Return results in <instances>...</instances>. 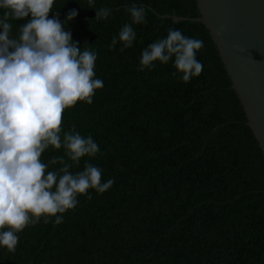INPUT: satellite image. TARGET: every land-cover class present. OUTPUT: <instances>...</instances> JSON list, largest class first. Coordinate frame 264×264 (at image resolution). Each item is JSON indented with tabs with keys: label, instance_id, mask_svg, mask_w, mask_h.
Listing matches in <instances>:
<instances>
[{
	"label": "trees",
	"instance_id": "16d2710c",
	"mask_svg": "<svg viewBox=\"0 0 264 264\" xmlns=\"http://www.w3.org/2000/svg\"><path fill=\"white\" fill-rule=\"evenodd\" d=\"M133 4L146 23L133 24ZM103 7L111 14L95 20ZM73 9L65 28L81 51L96 52L104 86L91 105L64 111L62 129L91 135L100 151L75 165L50 146L41 160L63 156L74 174L88 162L114 184L78 195L59 225L53 217L26 227L15 252L0 247V264H264V157L209 32L170 18L198 17L196 0H54L49 18L63 22ZM28 19L9 20L13 36ZM125 24L136 33L132 46L110 48ZM169 29L203 41V70L187 83L172 75L174 57L138 70L142 51Z\"/></svg>",
	"mask_w": 264,
	"mask_h": 264
},
{
	"label": "clouds",
	"instance_id": "9594fccd",
	"mask_svg": "<svg viewBox=\"0 0 264 264\" xmlns=\"http://www.w3.org/2000/svg\"><path fill=\"white\" fill-rule=\"evenodd\" d=\"M53 5L54 0H0L5 10L0 18V247L9 252H15L17 234L29 225L41 218L49 223L53 217L59 225L63 217L57 214L75 209L78 195H87L89 189L102 194L114 184V178L102 183V170L88 162L83 171H70L82 157H94L100 149L91 135L82 136L75 126L64 132L63 113L77 102L91 105L104 84L95 78L96 52L81 51L65 28L77 11L70 10L62 22L58 14L49 18ZM111 11L97 10L95 20H106ZM127 11L133 24L147 22L143 6L133 4ZM29 17L13 36L9 20ZM135 38L133 27L125 24L109 47L119 41L123 52ZM202 47V40L169 29L166 38L142 51L138 70L151 69L155 61L167 64L174 57L172 75L181 74L187 83L203 70L197 59ZM50 146L63 147L73 164L63 156L43 162L41 156ZM57 163L62 165L58 171L48 170Z\"/></svg>",
	"mask_w": 264,
	"mask_h": 264
},
{
	"label": "water",
	"instance_id": "95a60500",
	"mask_svg": "<svg viewBox=\"0 0 264 264\" xmlns=\"http://www.w3.org/2000/svg\"><path fill=\"white\" fill-rule=\"evenodd\" d=\"M195 21L209 32L264 157V0H196Z\"/></svg>",
	"mask_w": 264,
	"mask_h": 264
}]
</instances>
